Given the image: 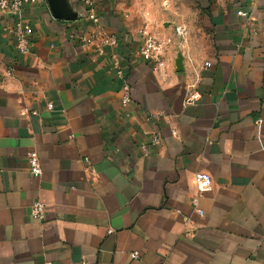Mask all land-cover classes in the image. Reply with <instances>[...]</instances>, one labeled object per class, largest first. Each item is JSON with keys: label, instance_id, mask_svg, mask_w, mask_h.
<instances>
[{"label": "crops", "instance_id": "1", "mask_svg": "<svg viewBox=\"0 0 264 264\" xmlns=\"http://www.w3.org/2000/svg\"><path fill=\"white\" fill-rule=\"evenodd\" d=\"M95 2L118 37L127 108L107 59L72 38L84 20H55L46 2L25 8L31 48L20 57L14 17L0 13V264H264V1L198 0L204 30L179 47L175 35L159 73L139 57L131 17ZM191 64L201 98L186 107ZM199 172L213 180L201 217L190 206ZM35 200L44 222L30 216Z\"/></svg>", "mask_w": 264, "mask_h": 264}, {"label": "built area", "instance_id": "2", "mask_svg": "<svg viewBox=\"0 0 264 264\" xmlns=\"http://www.w3.org/2000/svg\"><path fill=\"white\" fill-rule=\"evenodd\" d=\"M78 11L81 12L78 19L84 20L87 23L86 32H79L72 36L75 38L80 46L84 49L91 48L94 56L97 58L107 59V67L112 76L120 83L119 97L122 108H127L131 102V85L125 72L124 58L117 52L118 37L115 34L105 33L100 26V16L96 7L95 0H75ZM264 1V0H261ZM45 2V0H0V13L8 14L14 17L12 28L8 30V34L14 40V50L20 57L26 56L30 53V26L23 20V11L27 7L36 6ZM237 15L240 17H247L246 12L239 11ZM138 35V55L141 60L155 73L165 70L167 66L166 47L167 42L160 37L155 24L149 22L148 16L145 14L144 20L137 29ZM175 35L180 38L181 43L185 41L186 28L182 25L175 27ZM208 63L204 64V67ZM193 75V82L187 87L183 98V106H194L200 100L201 95L196 89V84L199 79V70L194 64H191ZM12 68L8 67L7 72H11ZM51 104H47V109H51ZM35 114V113H33ZM154 146L159 145L160 139L158 136L152 138ZM27 162L29 164V171L34 177L41 175V167L37 154L29 152L27 154ZM194 184L196 193L190 199V206L192 211L198 216H203V210L199 207V200L204 193L211 190L213 180L207 172H199L194 176ZM178 213V212H177ZM30 216L37 222H44L47 219V209L43 202L35 200L30 207ZM184 222L188 218L183 217ZM132 260L139 259L138 252L129 254Z\"/></svg>", "mask_w": 264, "mask_h": 264}, {"label": "rangeland", "instance_id": "3", "mask_svg": "<svg viewBox=\"0 0 264 264\" xmlns=\"http://www.w3.org/2000/svg\"><path fill=\"white\" fill-rule=\"evenodd\" d=\"M121 7V12L131 17L132 25L137 28L144 20L145 14L149 22L163 30H171V37L166 38V55L169 51L175 52L179 40L175 36L174 28L177 25H184L187 37L193 42L197 40L198 33L204 30V26L198 22L200 20L201 5L198 0H111ZM199 17V19H197ZM181 42V41H180Z\"/></svg>", "mask_w": 264, "mask_h": 264}, {"label": "water", "instance_id": "4", "mask_svg": "<svg viewBox=\"0 0 264 264\" xmlns=\"http://www.w3.org/2000/svg\"><path fill=\"white\" fill-rule=\"evenodd\" d=\"M51 16L55 20L76 21L80 17L81 12L76 10L70 0H45ZM175 70L182 71V57L178 53L174 62Z\"/></svg>", "mask_w": 264, "mask_h": 264}]
</instances>
